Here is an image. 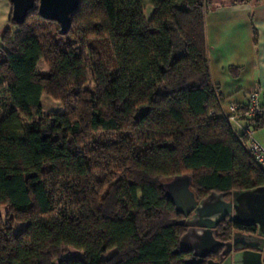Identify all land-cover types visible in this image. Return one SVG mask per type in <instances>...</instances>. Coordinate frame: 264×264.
Listing matches in <instances>:
<instances>
[{"label": "trees", "instance_id": "1", "mask_svg": "<svg viewBox=\"0 0 264 264\" xmlns=\"http://www.w3.org/2000/svg\"><path fill=\"white\" fill-rule=\"evenodd\" d=\"M211 1L79 0L64 34L38 0L20 24L10 13L0 30V264H201L175 252L186 227L162 183L189 174L198 200L264 185L235 124L255 130L264 112L231 120L211 78ZM44 93L60 111L44 112ZM238 226L226 217L215 236Z\"/></svg>", "mask_w": 264, "mask_h": 264}, {"label": "water", "instance_id": "2", "mask_svg": "<svg viewBox=\"0 0 264 264\" xmlns=\"http://www.w3.org/2000/svg\"><path fill=\"white\" fill-rule=\"evenodd\" d=\"M11 19L17 24L25 20L34 8L35 0H10ZM79 0H38V13L59 24V32L67 33L71 14ZM189 174L175 175L162 183L166 196L176 212L183 215L178 223L184 224L175 252H192L187 263L204 264H264V185L244 190H234L226 198L223 191L211 190L196 199L191 189ZM226 217L239 223L227 239H219L215 231ZM220 250L217 259L211 254Z\"/></svg>", "mask_w": 264, "mask_h": 264}, {"label": "crops", "instance_id": "3", "mask_svg": "<svg viewBox=\"0 0 264 264\" xmlns=\"http://www.w3.org/2000/svg\"><path fill=\"white\" fill-rule=\"evenodd\" d=\"M213 5L205 14V39L211 78L224 97L223 108L245 102L251 91H257L264 100V0H219ZM11 8L10 0H0V30L7 23ZM231 67H237L235 73ZM243 123L241 119L235 122ZM254 134L261 144L264 118Z\"/></svg>", "mask_w": 264, "mask_h": 264}, {"label": "built area", "instance_id": "4", "mask_svg": "<svg viewBox=\"0 0 264 264\" xmlns=\"http://www.w3.org/2000/svg\"><path fill=\"white\" fill-rule=\"evenodd\" d=\"M224 112L230 117L231 120L234 121L239 114L243 115L245 118H253L264 112V100L260 99L257 91H251L247 93L245 102L241 104L230 103L228 109H224ZM239 126L249 137L248 150L251 154V157L255 162L261 166H264V148L253 137V125L251 123H243L239 124Z\"/></svg>", "mask_w": 264, "mask_h": 264}, {"label": "rangeland", "instance_id": "5", "mask_svg": "<svg viewBox=\"0 0 264 264\" xmlns=\"http://www.w3.org/2000/svg\"><path fill=\"white\" fill-rule=\"evenodd\" d=\"M215 1H219V0H212L211 1L212 4L209 5V8L214 7L213 3ZM139 12H140V15L143 13L144 16L146 18H148L150 16V7L147 5L146 8H142V9L139 8ZM38 70L42 74H46L48 72V68L43 62H41V64L39 65ZM41 103L43 105L44 112H54V111H60L61 110L60 103L58 101H55L54 99H52L50 96H48L45 93L42 94V96H41ZM253 137L256 138V134H254V132H253ZM259 139L261 141L262 146H264V138H261V136H259ZM24 226H25V223H21V222L16 223L15 224V232L18 231L19 229L23 228ZM110 253L111 252L105 253L103 255V257H107Z\"/></svg>", "mask_w": 264, "mask_h": 264}, {"label": "flooded vegetation", "instance_id": "6", "mask_svg": "<svg viewBox=\"0 0 264 264\" xmlns=\"http://www.w3.org/2000/svg\"><path fill=\"white\" fill-rule=\"evenodd\" d=\"M181 218H183V215H182V217ZM218 227V226H217ZM217 229V228H216ZM215 233H216V231H215ZM227 239V238H226ZM225 240V239H224ZM219 252H220V250H217L215 253H213V254H211L210 255V257H212L213 259H217L218 258V254H219ZM186 253H188L189 254V257H192V252H186ZM208 257H206L205 259H204V261L201 263V264H204L205 263V260L207 259Z\"/></svg>", "mask_w": 264, "mask_h": 264}]
</instances>
